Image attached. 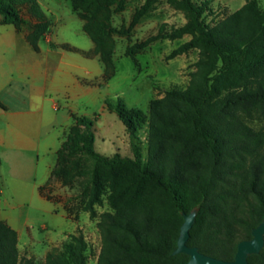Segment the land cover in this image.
Masks as SVG:
<instances>
[{
    "label": "trees",
    "instance_id": "16d2710c",
    "mask_svg": "<svg viewBox=\"0 0 264 264\" xmlns=\"http://www.w3.org/2000/svg\"><path fill=\"white\" fill-rule=\"evenodd\" d=\"M72 0L74 8L81 7ZM96 3L95 1H92ZM186 23L158 32V38L190 39L168 59L197 49L199 57L188 86L171 89L142 109L128 107L120 97L106 99L124 125L133 157L105 156L94 145V121L75 117L56 152L51 178L77 181L80 204L89 218L105 200L111 211L98 215L101 247L96 264H179L173 255L182 212L198 206L188 246L205 255L232 261L239 242L264 217V129L248 121L264 112V10L256 0L225 19L205 21L208 2L176 0ZM81 9V8H80ZM35 23L24 19L22 12ZM83 31L95 44L103 66L102 84L114 76L112 45L102 35L108 24L79 13ZM0 24L21 30L28 26L32 45L50 31V21L36 0H0ZM142 45H134L126 54ZM147 122L146 161L140 158L138 132ZM77 199V198H75ZM16 231L0 222V264H36L21 257ZM88 245L82 233L71 234L47 253L43 264H86ZM264 264V246L248 258Z\"/></svg>",
    "mask_w": 264,
    "mask_h": 264
},
{
    "label": "crops",
    "instance_id": "0c3cea01",
    "mask_svg": "<svg viewBox=\"0 0 264 264\" xmlns=\"http://www.w3.org/2000/svg\"><path fill=\"white\" fill-rule=\"evenodd\" d=\"M40 6L46 15L52 12ZM55 29L52 24L34 47L28 26L18 30L12 24H0V205L14 209L15 200H30L51 213L59 207L62 212L57 215L78 222V228L84 222L72 209L69 195L50 182L56 152L74 118L93 119L94 145L100 153L125 156L130 139L117 114L105 104L117 96L106 97L111 79L102 84L103 66L97 57L88 55L92 43L73 44ZM23 219L13 220L7 211L0 214V222L16 231L18 249L25 244L22 235L28 232V219ZM69 235L47 236L48 249L31 254L46 256L51 246L65 242Z\"/></svg>",
    "mask_w": 264,
    "mask_h": 264
},
{
    "label": "rangeland",
    "instance_id": "374dc122",
    "mask_svg": "<svg viewBox=\"0 0 264 264\" xmlns=\"http://www.w3.org/2000/svg\"><path fill=\"white\" fill-rule=\"evenodd\" d=\"M36 1L42 7L47 6L48 10L52 11L47 15L50 29L53 24L58 29L55 30L58 31L59 37L76 45H83L82 40L91 42L93 48L88 52V55L90 58L97 57L101 65L100 56L95 53V44L90 37L85 35L84 31L85 34L81 33V26L83 30L85 21L79 17V13L88 18H99L108 24V30H116V32L110 31L108 34L102 35L103 39L112 45L111 58L115 70L110 82L105 81V84L108 83L105 88L107 98L114 96L123 98L127 106L142 109L148 116L149 100L162 97L168 90H183L188 86L190 74L195 70V62L199 57L198 50L191 49L172 59H168V56L174 49L188 41L190 36L185 35L175 40L158 38L160 29L164 28L165 31H169L186 23L185 13L177 7L176 0H77L76 3L81 4V9L78 10L74 8L72 0ZM206 1L208 10L204 17L209 25H214L225 19L245 3V0ZM256 1L264 10V0ZM22 15L30 23V26L35 23V20L31 19L25 11L22 12ZM134 45H142V47L133 53L132 60L126 52ZM103 71L102 69V75ZM253 117L254 119L248 121V124L256 130L264 129V112H257ZM138 137L140 158L145 162L147 122L139 130ZM123 154L133 157L131 147ZM103 155L111 156L108 152ZM80 180L83 178L77 181ZM77 181L61 182L54 177L50 179L52 184L64 189L69 195L66 198L72 201V209L78 216H81L80 221L84 222L78 228V222L57 215V211L60 214L62 212L59 207L51 213L41 209L38 204L30 202V200H15L16 207L14 209L9 207L5 209L3 204L0 205V214L7 211L13 220L19 216L24 218L21 222L28 219L26 221L28 232H24L22 235V241L25 244H21L19 247L21 257L33 258L36 264H43L45 255L34 256L33 254L38 255L48 249L45 240L47 236L64 237L67 234L80 232L88 245L86 264H96L101 247L100 235L96 227L98 215L111 210L104 200L101 206L95 207L96 218L90 219L87 213L81 215L83 211L78 199L81 190ZM18 204L24 205L17 206ZM62 243V241L56 242L49 248L48 253L60 248Z\"/></svg>",
    "mask_w": 264,
    "mask_h": 264
},
{
    "label": "water",
    "instance_id": "95a60500",
    "mask_svg": "<svg viewBox=\"0 0 264 264\" xmlns=\"http://www.w3.org/2000/svg\"><path fill=\"white\" fill-rule=\"evenodd\" d=\"M199 207L192 208L188 213L182 212L183 222L179 229L176 248L173 255L185 254L188 260L179 264H249L248 258L260 253L264 246V217L251 230V238L238 243L236 253L232 261H226L203 254L196 246H188L190 230L196 222Z\"/></svg>",
    "mask_w": 264,
    "mask_h": 264
}]
</instances>
